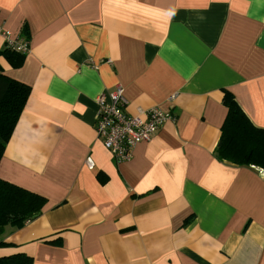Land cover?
I'll return each instance as SVG.
<instances>
[{
  "label": "crops",
  "instance_id": "crops-1",
  "mask_svg": "<svg viewBox=\"0 0 264 264\" xmlns=\"http://www.w3.org/2000/svg\"><path fill=\"white\" fill-rule=\"evenodd\" d=\"M0 25L28 42L14 67L0 35V72L30 87L0 179L46 199L0 257L264 264V170L216 156L224 91L264 129V0H0ZM116 85L127 115L172 116L119 164L95 130Z\"/></svg>",
  "mask_w": 264,
  "mask_h": 264
},
{
  "label": "trees",
  "instance_id": "trees-1",
  "mask_svg": "<svg viewBox=\"0 0 264 264\" xmlns=\"http://www.w3.org/2000/svg\"><path fill=\"white\" fill-rule=\"evenodd\" d=\"M5 54L14 67L22 64L23 54L13 50H5ZM29 93L28 85L0 72V158ZM223 103L227 114L221 126L216 156L233 164L264 170V129L250 122L229 91H224ZM45 202L41 195L0 179V234L6 226L19 228L35 219ZM32 263V257L23 253L0 257V264Z\"/></svg>",
  "mask_w": 264,
  "mask_h": 264
},
{
  "label": "built area",
  "instance_id": "built-area-1",
  "mask_svg": "<svg viewBox=\"0 0 264 264\" xmlns=\"http://www.w3.org/2000/svg\"><path fill=\"white\" fill-rule=\"evenodd\" d=\"M0 35L6 39V46L9 49L21 53L27 51L28 42L12 39L10 32L1 25ZM95 102L97 105L95 121L97 137L118 164L129 161L132 158L133 149L138 144L149 141L159 127L172 118L171 113L161 111L156 107L146 110L138 109L136 115H127L123 110L126 99L121 85H116L112 91L100 93ZM85 162L89 169L95 167L91 158L88 157Z\"/></svg>",
  "mask_w": 264,
  "mask_h": 264
}]
</instances>
